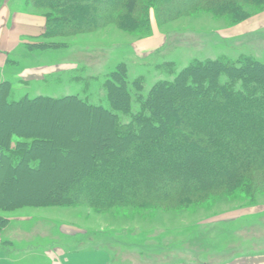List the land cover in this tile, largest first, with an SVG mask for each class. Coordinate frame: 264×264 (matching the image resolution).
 Here are the masks:
<instances>
[{"label": "rangeland", "instance_id": "obj_1", "mask_svg": "<svg viewBox=\"0 0 264 264\" xmlns=\"http://www.w3.org/2000/svg\"><path fill=\"white\" fill-rule=\"evenodd\" d=\"M159 1L127 0L126 4L117 5L111 12L115 0H83L76 18L85 19L90 13L112 22L88 23L80 25L84 29L79 31L69 30L57 35L55 24L60 29L65 26L62 23L74 18L69 12L73 2H53V8H40L35 2L25 0L29 13L45 19L46 31L40 37L25 39L17 50L7 54V65L0 67V84L9 82L12 85L9 101L19 102L25 98L36 101L35 107L43 109L40 111L42 115L49 111L53 113L55 109L103 108L118 119L121 132L115 136L127 138L131 134L138 136L140 127L149 123L159 127L153 117L157 114L152 111L149 100L159 93L161 87L166 90L183 80L186 86L198 89L193 75L186 72L191 67L218 61L237 62L245 57L264 65L263 4L234 0L238 7L231 9L236 10L232 13L224 9L216 13L213 4L205 7L181 5L178 14H170L158 10L156 2ZM86 3L98 8L92 7L90 11L87 5L84 6ZM99 8L105 9L100 11ZM133 24L136 27L130 30ZM33 68L46 71L42 80H28L33 75L27 71ZM114 74H118L119 79L115 80ZM218 79L234 90L244 89V84L247 85L239 77L231 78L224 70L220 71ZM112 91L125 92L126 107L114 106ZM67 97L77 98L81 107L72 101L53 102ZM40 98L49 101H39ZM13 108L8 107L6 112H12ZM176 109L167 119L170 134L178 123L177 112L185 114V109ZM38 117L42 118L35 114L32 120ZM69 123L82 125L76 119ZM90 125L88 123V127ZM130 126H134L131 134L128 132ZM40 130L26 134L33 137L24 136L25 132L13 133L10 129L2 131L6 137L11 134L9 140L11 138L15 147L32 145L35 136L41 135L42 139L37 145L40 150L32 152L26 160L30 167H38L29 174L35 176H27L21 181L20 191L10 189L13 197L8 199L7 209H0L1 243L37 244L34 249L41 254L34 259V264L38 261L39 264L46 263L42 252L51 253L55 248L72 253L102 250L109 254L107 264H244L241 258L256 260L257 255H264V170L248 172L243 184L236 188L209 183L205 186L207 190L201 192L196 187L186 186L170 196L161 193L141 197L127 194L112 199L109 205H98L91 199L78 201L79 198L73 203L48 202L42 200L47 178L37 175L39 169L46 171L49 168L48 160L44 159L48 153L44 151L52 153L53 165H69L75 154H80L77 158L83 156L87 143L86 139L57 142L53 135L42 134L45 131ZM103 147L106 148L105 161L95 164V171L100 174L98 177L105 181L104 176L109 174L117 180L110 183L112 186L126 187L133 173L125 166L120 167L121 155L112 150L107 152L108 143ZM136 150L137 147L133 151ZM42 160L45 164L39 168ZM77 170L76 165L73 174ZM11 174L14 180L3 178L2 182L16 185L21 171H12ZM68 179L73 194L92 197L87 188L84 189L83 182H76V176ZM38 180L42 185H38ZM95 185L104 188L98 182ZM154 185L160 186V183ZM27 263L31 264V261Z\"/></svg>", "mask_w": 264, "mask_h": 264}, {"label": "trees", "instance_id": "obj_2", "mask_svg": "<svg viewBox=\"0 0 264 264\" xmlns=\"http://www.w3.org/2000/svg\"><path fill=\"white\" fill-rule=\"evenodd\" d=\"M28 1L35 2L36 6L40 8L50 6L53 8V4L73 2V8L69 12L74 15V18L68 20L66 24H64L65 22L62 23L65 26L60 29L59 25L55 24L57 35L64 34L65 31L69 30L71 32L79 31V29H84V26L80 25L88 23L112 22V20H105V17L102 18L100 15L91 16L90 13L84 17L85 19L76 18L80 8L83 7V0ZM245 1L264 5V0ZM126 3L127 0H115V7L110 11L114 12L117 5L121 7ZM174 3V6L171 5ZM156 4L158 10L163 13L168 11L170 14H173L171 12L177 13L181 5L196 7L203 5L205 7L206 4H213L216 5V13L222 12V9L230 13L236 12V10L231 9L238 7L234 0H160ZM86 5L87 3L84 6ZM170 6L173 8L168 9ZM92 7L98 8L97 5L86 6L90 11H92ZM104 9L99 8L100 11ZM133 27L136 25L133 24L130 30ZM223 70L229 73L231 78L243 79L247 83V85L244 84V89L234 90L229 85L221 84L218 77L220 71ZM188 71L193 75L198 89L192 88L191 85L186 86L183 80L177 81L176 84L169 86L166 90L161 87L159 93L153 96L151 101L149 100L152 111L157 114L153 117L159 123V127L149 123L140 127L139 135L135 136L131 134L134 131V126H130L128 132L131 135L127 138L115 136L121 132L118 119L113 113L103 108L83 105L85 108L82 107V110H78V108L55 109L52 111L53 113L49 111L50 113H43L42 115L40 111L43 109L35 107L36 101L25 98L19 102H10L12 85L9 82L1 83L0 199L2 200L0 203L1 201L4 203H1L0 209H7V201L13 197L10 189L14 188L16 192L17 190L20 191L22 189L21 181L25 180L27 176H35L29 174L33 170L36 171L38 167H30L26 160L32 152L40 150L37 145L38 142H42L40 135L35 136L36 140L30 146L19 144L15 147L10 142L11 138L9 140L11 134L7 137L2 134V131L9 129L13 133L22 134L25 132L23 135L27 137H33L26 135L32 130L40 132L42 129L45 131L41 132L42 134L53 135L57 142L72 139L80 142L86 139L87 148L83 151V156L77 158L79 153L75 154V158L69 165H53L52 158L50 159L52 153L48 150L44 151V153H48V157L44 159L48 160L49 168L47 167L46 171L39 169L37 175L40 178H47L44 180L46 193L42 200L48 202L53 200L58 203H73L76 202V198H79L78 201L91 199L98 205H109L112 199H118L127 194L141 197L161 193L163 196H170L181 192L186 186L196 187L201 192L207 190L205 186L209 183L236 188L238 184H243L248 172L264 170V65L245 57L237 62L218 61L209 62L205 66L195 65L186 72L188 73ZM232 71L233 73H231ZM113 77L115 80L119 79L118 74H114ZM124 93L111 92L113 104L117 108L127 106V95ZM41 100L49 101L44 98L39 99V101ZM50 101L52 102V100ZM69 101L75 102L77 106L81 107L75 97H67L53 102L58 104L63 102L62 104H64ZM8 107L15 108L12 109V112H6ZM176 107L185 109V114L180 115L177 112L178 123L176 122L173 126L175 130L170 134L167 128V119L169 120L178 110ZM197 108L199 110L196 111ZM97 112L101 114H97ZM35 114L42 116V118L38 117L39 119L32 120ZM73 119L82 125L69 123ZM138 120L139 117L136 118V122ZM31 122L34 125H31ZM85 123L86 127L84 126ZM88 123L91 124L90 127H88ZM40 124H43L42 127L39 126ZM94 124L96 128H92ZM14 129L17 131L14 132ZM95 129L98 131L93 132ZM105 143H108L107 152L112 150L116 155H121L120 158L123 162L117 160L122 162L120 167L125 166L129 172L133 173L130 183L124 188H116L110 184L117 181L116 177L107 174L104 176V181L103 178L98 177L100 174L95 171V164L105 161L106 148L103 147ZM136 147L137 150L134 152ZM127 148L133 150L127 151ZM14 156L16 157L15 160ZM171 157H174V160L173 158L170 159ZM92 162L94 163L92 164ZM211 163L212 165H210ZM44 164L45 162L42 160L39 168L43 167ZM76 165L79 170L73 174V168ZM116 167L119 168V165ZM107 170L108 167L105 171ZM12 171L14 173L21 171L20 181L15 182L16 185L12 182L3 183V178H8L10 181L14 180ZM161 171L164 174H161ZM71 176L77 177V183L83 182L84 189L87 188V193L92 197L73 194L74 190L71 189L72 186L70 187L71 181L68 183V178H72ZM89 176L91 178H88ZM14 177L17 178V176ZM232 180L233 182L237 180L238 183H236L237 181L236 184L232 183ZM36 182L38 185H42L39 184L42 183L40 180ZM51 182H54V185H49ZM94 182L104 185V188H97ZM158 183L160 186L154 185H158ZM87 184L88 187H86ZM96 204L94 205L97 206Z\"/></svg>", "mask_w": 264, "mask_h": 264}, {"label": "crops", "instance_id": "obj_3", "mask_svg": "<svg viewBox=\"0 0 264 264\" xmlns=\"http://www.w3.org/2000/svg\"><path fill=\"white\" fill-rule=\"evenodd\" d=\"M45 31V19L29 13L25 7V0H1L0 67L7 65V54L17 50L25 39L40 37ZM40 70L38 68L29 69L27 72L33 76L28 80H42L46 71L40 72ZM2 240L0 236V264H28L27 261L34 264V259L39 258L41 254L34 249L37 244L19 245L9 241L1 243ZM42 256L46 262L44 264H107L110 259L109 254L102 250L72 253L57 248L51 250V253L42 252ZM252 259L241 258V261L244 260V264H264V255H257L256 260Z\"/></svg>", "mask_w": 264, "mask_h": 264}]
</instances>
